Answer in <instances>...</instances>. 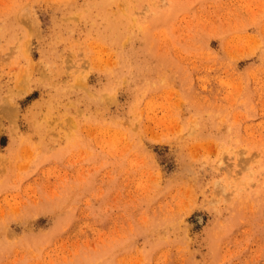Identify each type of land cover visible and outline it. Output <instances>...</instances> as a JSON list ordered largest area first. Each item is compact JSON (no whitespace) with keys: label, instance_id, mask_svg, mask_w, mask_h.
Here are the masks:
<instances>
[{"label":"rangeland","instance_id":"1","mask_svg":"<svg viewBox=\"0 0 264 264\" xmlns=\"http://www.w3.org/2000/svg\"><path fill=\"white\" fill-rule=\"evenodd\" d=\"M0 264H264V0H0Z\"/></svg>","mask_w":264,"mask_h":264}]
</instances>
